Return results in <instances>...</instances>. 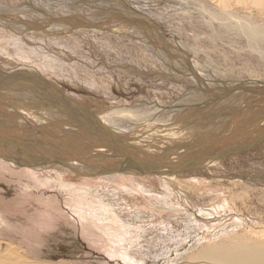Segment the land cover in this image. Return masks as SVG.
Wrapping results in <instances>:
<instances>
[{
    "label": "rangeland",
    "instance_id": "1",
    "mask_svg": "<svg viewBox=\"0 0 264 264\" xmlns=\"http://www.w3.org/2000/svg\"><path fill=\"white\" fill-rule=\"evenodd\" d=\"M211 1L52 0L51 2V0H0V10L4 12L3 14L9 13L7 17H5V20H0V78H2L0 79V89L2 88L1 90H3L4 87V90H14L20 97L24 95L27 96L28 94L33 100L35 99L42 103L45 102L51 105V107L57 106L58 108L59 106L56 104L57 99L53 97L56 94L50 89L46 90V88L41 85L47 82L64 93L74 108L81 112H85L89 116L98 115L95 113L114 106L126 108V110L120 113L121 122L123 123H127L125 114H141L142 108H149V102L151 101L153 107H155L154 103L157 102L161 107L173 104V108L176 106L177 109L185 110L191 107L207 108L213 106L214 103L216 104L217 102H225L232 98L234 99V97L238 95L237 93L240 94V92H245L247 90V87L242 84V81L248 80L246 82H249L255 79L259 80L261 76L264 78V61H262L264 57H262L261 60L260 57L263 55L261 53L259 55L260 51L264 52V41H254L251 36L248 35L251 30H257L258 25H262L263 28L261 26L262 30L259 27L257 31L264 33V10L258 5L250 3L253 7L252 9L255 11L252 10L251 13H249L251 9L247 10L245 4H243V6L240 4V6H237L238 8H236L235 11L237 12H235V14L241 21L240 23L237 21L236 24L229 27L222 19L223 17L221 14H219L220 6L216 3L217 1ZM35 3L36 5L38 3V5L35 6ZM214 3L216 4L214 5ZM38 6L41 7H39V9L35 8ZM27 7H29V10ZM43 12H45V14ZM207 13H210V15ZM190 18H193V21ZM218 18L223 20L225 24ZM242 18L246 23H244ZM224 25L226 27H224ZM227 27L230 28V32ZM14 29L16 31H14ZM142 29L155 34H153V38L150 37L151 39L148 38L147 40L153 41L154 38L156 39L158 45L161 46V54L167 62L165 61V63L163 62L161 64L156 63L153 58L155 56L152 57V49L148 50L146 54L144 45H141L143 47L139 46L140 43L136 42L139 39H135L134 36L140 37ZM239 29L242 30V32ZM130 30H133L134 33H129ZM219 30L221 33L218 32ZM210 32L214 36L211 35ZM54 33H58V35ZM127 33H129L131 37H129ZM200 35H202V37H200ZM245 36L250 38H246ZM205 37L207 39H205ZM210 38L212 40H210ZM226 39L230 40L227 42ZM128 42L129 44H127ZM122 43L125 44V46ZM255 43L257 44L255 45ZM126 45L128 46L126 47ZM248 45L250 47H248ZM165 46H169L168 48L174 51H169V53L173 55L172 57H170L168 52L164 51L166 48ZM155 48L157 47L155 46ZM143 51L144 53H142ZM257 52L258 54L256 55ZM141 53L143 57L140 56ZM187 56L189 58H186ZM29 57L31 59H29ZM147 57H149V59ZM169 58H171L173 62ZM177 60L178 62H184L182 63V65H184L183 67H185L184 69H179L180 65L176 64ZM189 60L193 62L191 61V63ZM201 60L203 62H201ZM205 61L208 64H204ZM197 62L205 72V75L196 76L193 74H197L194 72L195 70H201L198 68ZM227 62L233 63L228 64ZM185 63L188 66L185 65ZM50 64L51 66L47 67V65ZM169 64H174V68ZM242 66H244V68ZM75 67L76 69H74ZM118 67H120V70ZM223 72L226 73L224 74ZM91 74L93 76H90ZM112 76L113 80H110ZM213 76L215 77L214 80ZM92 77L94 79L93 82L90 80ZM197 77L199 79H196ZM262 77L260 81L264 82ZM200 78H204V82ZM8 85L10 88L8 87L5 89ZM230 85H237L236 87H239L238 89L240 90H236L235 87H231ZM241 86L244 88L242 89ZM27 87H29L30 90ZM230 87L231 89L229 90ZM36 88H38L39 91ZM42 88H44L45 91H42L44 90ZM225 88L228 89L224 90ZM16 89L19 90L17 91ZM193 93L195 96H199H197L196 99H192L189 95ZM212 97L213 99H211ZM205 98H207L206 101L204 100ZM45 99L48 100L46 101ZM52 102H54V104H51ZM63 103L64 105L66 104L65 101H63ZM18 104L19 102H17L16 105L15 102H13L12 105L17 106ZM20 104L26 107V104ZM185 104H190L191 106L188 105L187 107ZM7 110L11 111L10 107H8ZM228 110L229 109L226 111L223 110L224 112H222L226 113ZM179 112L180 111L177 110L175 113L170 114V112L166 114L167 116H163L169 121L172 120L171 122H174L173 120L175 119L177 123ZM217 112L219 113L220 110ZM217 112L211 117L200 116L198 123L202 122V124L211 127V125L214 126L216 123L219 124L223 122L224 120L217 122L220 114H223L222 112L217 114ZM44 116L42 121H45L44 124L46 123V125L49 126L50 123L47 122L49 118H46V114H44ZM53 116H60V114ZM4 120L8 121L7 119ZM1 123L2 122H0V124ZM51 125L54 126L53 123H51ZM56 127L57 126L52 128L57 129ZM60 127L59 125L58 130L63 129ZM198 129L205 128L200 127ZM20 130L25 131V133L23 131L21 135L24 134L26 135L25 137L31 136L26 129ZM42 132L47 139L44 138V143L40 139V136L38 137L39 139L36 138L35 142H37V145L39 144L37 148L40 150L34 148L38 152L42 151L40 146L47 147L48 149L54 148L52 147L53 143L46 144L48 140L50 141L53 139L52 142L54 143L55 140H59L60 143H63L59 133L48 129L47 133L46 130ZM42 132L40 133L41 136ZM67 143H69V141H67ZM35 149L33 152L32 148L33 153H37ZM1 163H3V161H0V242L7 244L12 243L14 246L21 247L24 255L21 254L27 260L29 259L31 262L37 264H103V262L107 264V261L109 264L110 262L111 264H115V260L111 261L106 257L109 247L108 250L105 251L107 248H105V245L108 244L102 240L105 236L100 237L102 236L101 234L99 235L95 231L91 232L93 235L95 233L98 239L95 243L90 240L89 237H91V235L87 234V232L83 234V228L81 229L83 233L79 235L78 233H74L71 235V230L62 226L64 224L74 223L68 211L71 210V204H74L75 194H72V190H68V186L65 188L60 184L63 186L64 184L65 186L73 184L75 187H78L84 185V182L78 177H75L74 174H67V176H65L59 173L55 174L54 170L44 169L40 175L43 174L45 179H43L42 186H40L36 184L35 180H29L27 178L26 170L23 168L6 164L10 166L3 169ZM49 172H52V174L49 175ZM188 172H184V174H186L183 175L185 177L183 182L186 185L182 184V186H180L175 184L176 189H174L175 191L171 197L168 196L169 192L166 188L161 187L160 183L150 176L142 181L144 185L143 190H127L126 196H123L121 191L118 190V195H116V191L113 193L112 189L114 186L110 184L105 185V187H112L109 189L111 194L109 192L107 193L106 189H102L104 185L100 183L102 188L100 187L98 189L99 192H96L97 195L92 194L94 199L105 200L107 204L112 205L114 208L124 210L125 214L136 209L137 212L139 211V214L145 215V219L139 220L132 219L128 216L126 223L130 222L129 225L132 230L129 237L132 238V241L130 244H127L128 246L125 250L121 249L122 253L119 255L120 259H122V257H120L122 254H128L129 257L136 259L138 264H174L171 262L183 261L184 259L181 258L184 257L185 254L178 256V252L176 251H181L184 242L193 241L190 239L197 236L199 229L201 231V229L205 227L204 224L198 226L199 224L190 223L187 219L182 218V216L185 217L184 211H186V209H190L191 213L189 214H191L192 220H194L195 217L199 218V220H208V218L209 220H211V218L213 220L225 214L226 220L222 223L221 229H217L214 233L219 230H222L220 232L233 231L235 228L239 230V232H242V230H249L251 226L252 228L254 226H261L263 229L259 232L261 234L264 233V141L256 148H250L249 150L241 152L237 151L229 157H224L219 161L203 165L198 171L193 169ZM97 178L99 177L91 179ZM189 178L192 179L187 180ZM97 186L98 185L95 183L91 185L90 188L93 190L97 188ZM150 190L151 192H149ZM164 193L171 199L174 207H177L179 210L173 212L175 217L170 220L171 222L167 221L164 215H158L157 213L159 211L154 212L155 215L152 214V208L146 202L147 198H159V196L162 197ZM222 205L225 206L224 209L226 211L222 210ZM152 215H154V217H152ZM239 222H242V225L235 227ZM221 235V233L218 234L216 238H219ZM208 236L211 237V235ZM53 239H60L59 244ZM191 243H189V247ZM189 247H187V249ZM50 250L52 251L50 252ZM42 252L43 254L50 252L48 254L49 257L47 259L40 258L39 256L43 255ZM36 255L38 257H36ZM120 259H118L119 262L121 261ZM121 263L125 264V262L122 261Z\"/></svg>",
    "mask_w": 264,
    "mask_h": 264
},
{
    "label": "bare ground",
    "instance_id": "2",
    "mask_svg": "<svg viewBox=\"0 0 264 264\" xmlns=\"http://www.w3.org/2000/svg\"><path fill=\"white\" fill-rule=\"evenodd\" d=\"M214 1L215 0H213V2ZM216 1L215 2L218 3L220 6L219 14H221V16L223 17L222 19L226 22V25H228L229 27L236 24L237 21H239V23L241 21L239 19V17L235 14V12H237L235 10H236V8H238L237 6H240V4L242 6H243V4H245L246 5L245 8L247 10L251 9L249 13H251V11L253 10L252 9L253 7L251 6L252 3L258 5L261 9L264 10V0H216ZM51 2H52V0H51ZM216 3H214V5ZM218 4H217V6H218ZM34 5L37 6L38 3H37V5H36V3ZM39 7H41V6H38L35 8L39 9ZM43 7H45V6H43ZM28 8L29 7H27V9ZM257 10H260V9H257ZM43 11H44V9H43ZM253 11H255V10H253ZM22 12H19V13H22ZM210 12H211V10H210ZM3 13L4 12L0 10V20H5V17H7V14H9V13H7V14H3ZM27 13H29V12H27ZM43 13L45 14V12H43ZM256 13H257V11H256ZM260 14H262V13H260ZM208 15H210V13ZM263 15H262V17H263ZM245 18H247V17H245ZM260 18H261V16H260ZM11 19H13V18H11ZM190 19H192V21H193V18H190ZM248 19H251V18H248ZM219 20L221 22L223 21L221 19H219ZM1 22H3V21H1ZM225 22L223 24H225ZM244 23H246L245 20H244ZM193 26H195V25H193ZM207 26H209V25H207ZM261 26L258 25L257 30L259 27L261 29ZM224 27H226V26L224 25ZM229 27H227V29ZM249 27H251V26H249ZM141 28H144V27H141ZM262 28H263V26H262ZM59 30H60V28H59ZM208 30H206V31H208ZM228 30L230 32V28ZM257 30H251V32H249L248 35L251 36V38L254 41H257V42L258 41H264V33L259 32ZM14 31H16V30L14 29ZM240 31L242 32V30H240ZM147 32H149V31L142 29L141 33L139 32L141 34L140 37L134 36L135 39H139L136 42L140 43L139 46H141L142 44L144 45V47L146 48V49H144V51L146 50L145 51L146 54L148 53V50L152 49L151 50L152 57L155 56L153 58H154V61L156 63H159V64H161L163 62L165 63L166 59L161 54L162 53L161 52L162 51L161 46L158 45V43L156 42V39L154 38L153 41L147 40L150 37L153 38L154 33H152V32L147 33ZM218 32H220V30ZM129 33L132 34V33H134V31L130 30ZM129 33H127V34H129ZM192 33H194V32H192ZM212 33H213V30H212ZM212 33H211V35H213ZM194 34H196V33H194ZM217 34H219V33H217ZM55 35H58V33ZM129 37H131L130 34H129ZM200 37H202V35H200ZM207 37H208V35H207ZM210 37L213 38L212 36H210ZM245 37L250 38L247 36H245ZM198 38H199V36H198ZM211 38H210V40H212ZM219 38H221V37H219ZM121 39H123V38H121ZM202 39H204V38H202ZM205 39H207V38L205 37ZM215 40H216V36H215ZM223 40H224V38H223ZM229 40H227V42ZM254 41H253V43H254ZM211 43H212V41H211ZM127 44H129V42ZM233 44H235V43H233ZM256 44L257 43H255V45ZM123 45L125 46V44H123ZM127 46L128 45H126V47ZM155 46L157 48H155ZM210 46H212V45H210ZM213 46H215V45H213ZM141 47H143V46H141ZM165 47H166L165 49L163 48L164 51L168 52L170 57H172L173 55L170 54L169 51H173V50H170L171 48H168L169 46L168 47L165 46ZM231 47H232V45H231ZM248 47H250V46L248 45ZM206 49H207V47H206ZM144 51L142 53H144ZM198 51H200V50H198ZM213 52H215V51H213ZM262 52L263 51L259 52V55H260V53L263 55L260 57V59L262 57H264V52L263 53ZM142 53L140 55L141 57H143ZM165 54H167V53H165ZM257 54H258V52L256 53V55ZM158 55H159V57H158ZM147 58L149 59V57H147ZM161 58H162V60H161ZM186 58H189V57L187 56ZM29 59H31V58L29 57ZM169 59H171V58H169ZM176 59H174V60H176ZM210 60H211V58H210ZM256 61H258V60H256ZM262 61H264V59ZM172 62H173V60H172ZM176 62H177L176 63L177 65H180L179 69L185 68V67H183L184 65H182V63H184V62H180V61L178 62V60ZM201 62H203V61L201 60ZM227 63H225V64H227ZM230 63H228V64H230ZM198 64L199 63L197 62V65ZM204 64H208V63H206V61H205ZM62 65H63V62H62ZM169 65L173 66V68H174V64L173 65L169 64ZM185 65H187V64L185 63ZM50 66H51V64L47 65V67H50ZM202 66H204V65H202ZM262 66H263V64H262ZM229 67H231V66H229ZM242 67L244 68V66H242ZM71 68H73V67H71ZM119 68L120 67H118V69ZM124 68H126V67H124ZM190 68H192V67H190ZM198 68H200L203 71L201 66H199ZM74 69H76V67ZM223 69H224V67H223ZM122 70H125V69H122ZM201 70L200 71L195 70L194 72H196L197 74H195V73H193V74L196 76L205 75L204 74L205 72L204 71L202 72ZM233 71H232V73H233ZM247 74H249V73H247ZM250 74L252 75L251 72H250ZM221 75H223V74H221ZM235 75H236V73H235ZM90 76H93V75L91 74ZM231 76H233V75H231ZM238 76H239V74H238ZM193 77H195V76H193ZM207 77H208V75H207ZM261 77H259L260 78L259 80L255 79V80L249 81V82H246L248 80H245L244 82L242 81V84H244L247 87V90L245 89L246 90L245 92H240V94L237 93L238 94L237 96L234 95L236 98L235 97H234V99L230 98L231 100L225 101V102H219V103L217 102L216 104L214 103L213 106L209 105L210 107H207V108H200V107L199 108H192L191 107V108H186L185 110H182V109H177L176 106L173 108V106H174L173 104L168 105V106L165 105L166 107L165 106L161 107V105H159V103H157V102L154 103L155 107H153V105H152L153 103H151L152 102L151 101V102H149V104H150L149 108L148 107L142 108L141 114H139V113H136L135 115L125 114L126 119H127V123L121 122L122 119H121V114H120L121 112L126 110V108H118V107L114 106V107H111L109 109L103 110L101 112L95 113L98 115L89 116L85 112H81V111L77 110L76 108H74L71 105V103L68 101V98L64 93L57 90V88L53 87L52 85H50L47 82H46V84L43 83L41 85H42V87L46 88V90L50 89V90H52L53 93L56 94L55 96H53V95L52 96L54 97V99H57L56 104L59 106L58 108H57V106L51 107V105H49L45 102L42 103V102H39L38 100H35V99L33 100V98L28 96L27 92H26L27 96L24 95L23 93L18 92L19 94L24 95L23 97H20L19 95H17L16 91L4 90V87H3V90H1L2 88L0 89V122H2L0 124V161L1 162L3 161V163H1V167L4 169V168H8V166H10V165H6V164H11L12 166L14 165L15 167H21L24 170H26L25 172L27 174V178L29 180H35L36 184L40 185V186H42L43 179H45L43 174L40 175V173L44 169L45 170H54L55 174L59 173L60 175H65V176H67V174H74L75 177H78L82 182H84V185L75 187L73 184L66 185V186H65V184H64V186L62 184H60L62 187H65V188L68 186L67 187L68 190H72V194L73 195L75 194L74 195V204H71V210L68 211V213L72 216L74 223L70 222L72 224L68 223L69 225L64 224L62 226H65V228H69L71 230L70 231L71 235L74 233H76V234L78 233V235H79L80 233H83L82 232V230H83L84 231L83 234H85L87 232V234L91 235V237H89L90 240H92L96 243V241H98V239H97L95 233H94L95 236L93 235V233H91V232L95 231L99 235L100 234L102 235L100 237L105 236L104 239H102V238L101 239L104 240L103 242L108 243L107 245H105V248L107 247L105 249V251L108 250V247H109V250L107 253L106 252L105 253H106V257H108L111 261L115 260L114 261L115 264H122L121 261L125 262V264H138L137 260L129 257L128 254H122V256H120V257H122V259L119 258V255H120V253H122L121 249L125 250V248L128 246L127 244H130V242L132 241V238L129 237L132 228L129 225L130 222L126 223L128 216L132 219L134 218V219L139 220V219H143V218L145 219V215L139 214L138 213L139 211L137 212L136 209L134 211H131V212H128L125 214L124 210L114 208L112 205L107 204L105 202V200L94 199L92 197V194L97 195V193L99 192L98 189L101 187L100 183H102V185H104V187L103 188L101 187V188L104 190L106 189L107 193L111 192V191H109V189L112 187L111 186L105 187V185L110 184V185L114 186V188L112 189L113 193H114V191H116V195H118L117 192L121 191L123 196H126L127 190H130V189L131 190H134V189L143 190L144 185H143L142 181L146 180L145 178L150 176V177L156 179L160 183L161 187H165L166 190L169 192V194L167 192L168 196L171 197V195L175 191L174 189H176L175 184L180 185V186H182V184L186 185L183 182L184 181L183 179L185 178L183 175L186 174V173L184 174V172L192 171L193 169H196V171H198L203 165H205L207 163L216 162V161L223 159L224 158L223 155L225 153H228L230 151H240V148L245 146V145H248V144H251L254 142H259V141L261 142V140L264 139V82L260 81V80H262ZM111 78L112 79H110V78L109 79L113 80V76ZM205 78H206V76H205ZM214 78L215 77L213 76V80H214ZM225 78H223V79H225ZM0 79H2V78H0ZM196 79H199V78L197 77ZM200 79L203 80L204 78H200ZM90 80H92V82H93L94 81L93 77ZM233 80H235V79H233ZM263 80H264V78H263ZM101 81H102V79H101ZM203 82H204V80H203ZM31 83H33V82H31ZM110 83H111V81H110ZM218 83H221V82H218ZM238 83H241V82H238ZM223 85H224V83H223ZM216 86H218V85H216ZM230 86L235 87L236 90L239 88V87L238 88L236 87L237 85L236 86L230 85ZM8 87L10 88V86L8 85L5 89H7ZM209 87H211V86H209ZM231 87L229 88V90L231 89ZM27 88H29V87H27ZM44 88H42V89H44ZM111 88H113V87H111ZM243 88L244 87H242V89ZM33 89H34V86H33ZM36 89H38V88H36ZM226 89H228V88H225L224 90H226ZM16 90L18 91L19 89H16ZM23 90H25V89H23ZM29 90H30V88H29ZM222 90H223V88H222ZM238 90H240V89H238ZM38 91H39V89H38ZM42 91H45V89ZM218 92H220V91H218ZM234 92H235V90H234ZM30 93H31V91H30ZM191 93H192V91H191ZM230 95H231V93H230ZM197 96H199V95H197ZM197 96H195L194 93L189 95V97H191L192 99H196ZM54 99H52V100H54ZM211 99H213V97ZM45 100L47 101L48 99H45ZM204 100L206 101L207 98H205ZM223 100H221V101H223ZM63 101L66 102L65 105H64ZM10 102L12 104H13V102H15V105L17 104V102H19V104L17 106H13ZM20 103H24V105L26 104V107L23 105H22L23 106L22 107ZM51 104H54V102H52ZM186 104H187V102H186ZM188 105L191 106L190 104H188ZM188 105H186V106L188 107ZM198 105H200V104H198ZM19 106H21V107H19ZM8 107H10L11 111L7 110ZM226 108L229 109L228 112L223 113L224 112L223 110H225V111L227 110ZM177 110L180 111L179 112V118L177 119L178 120L177 123L175 122V119L173 120L175 122L174 123V122H171L172 120L169 121L168 119L164 118L163 115L169 114L170 112H171L170 114L175 113ZM218 110H220V112L223 111L222 112L223 114L222 115L220 114V116L217 115V116H219V120L217 122L224 120L223 122H220L219 124L216 123L214 126L211 125V127L209 125L202 124V122L198 123L200 116L211 117L212 115L214 116V114H216V112ZM219 113L217 112V114H219ZM44 114H46V116H47L46 118H49V120L47 121L48 123H50L49 126L46 125V123L44 124L45 121H42L45 117ZM48 114H50V115H48ZM56 114H58V115L60 114V116H53ZM4 119H7L8 121H6ZM3 121H5V122H3ZM51 123H53L54 126L51 125ZM59 125L63 128L62 129L63 131L61 129L58 130ZM55 126H57L56 127L57 129L52 128ZM200 127H204L205 129H198ZM19 128L20 129H26L29 132V135H31V136L25 137L26 135H24V134L21 135V133L24 130L22 131ZM47 129L55 131L56 133H59L61 135L63 143H60L59 140H55V143H57V144H55L54 142H52L53 139L50 141L48 140V141H46V144L47 143H53L52 147L56 148L57 150L54 148L48 149L47 147L40 146L42 151L38 152L37 150H40L37 148V146L39 144L37 145L36 144L37 142H35V140L39 136H40V139L42 141L44 140V138L47 139L46 136L42 132L43 130L44 131L46 130V133H47ZM40 131L42 132V136L40 134L41 133ZM30 132H32V133H30ZM24 133H25V131H24ZM49 134H47V135L50 136ZM53 138H55V137H53ZM67 141H69V143H67ZM44 143H43V145H44ZM32 148H33V152L35 149V151L38 154L33 153ZM32 165H36V166H32ZM17 172H19V171H17ZM50 174H52V172H49V175ZM95 177H99V178L91 179V178H95ZM191 179L192 178H189L187 180H191ZM46 180H45V182L47 183ZM60 180H62V179H60ZM63 182H64V179H63ZM95 183L98 185L97 188H94L93 190H91L90 186L95 184ZM194 185H197V184H194ZM114 189H116V190H114ZM153 190L154 189L152 188V191ZM149 192H151V190ZM164 194L162 197L159 196V198L158 197L147 198L146 202L152 208V210H151L152 214H154V212L159 211L157 213L158 215H160V216L164 215V218H167V221L171 222L170 220L175 217L173 212H177L179 210L177 209V207L176 208L174 207V204L172 203L171 199L166 194L165 195ZM116 195L114 194L115 197H116ZM224 207L225 206L222 205V208H223L222 210H225ZM166 210H168V211H166ZM184 213H185V217L182 216V218L187 219L190 223H193V224L197 223V224H199L198 226L204 224L205 227L202 228L201 231L199 229L197 236L190 239L193 241L184 242V246H183V249L181 251H179V250L176 251V252H178V254H177L178 256L185 254L184 257L181 258L184 260L181 262L173 261L171 263H174V264H264V233L261 234L259 232L261 229H263L261 226H254L253 228L251 226L249 229L250 231L249 230H245V231L242 230V232L241 231L239 232V230H236V228H235L233 231L231 230V231L220 232L222 230H219L216 233H214L217 229H221L222 223L226 220L225 214H223L221 217H217V218L213 219L214 220L213 221L212 218H211V220H209V218H208V220H205V219L199 220V218H196V217L194 220H192L191 214H189V213H191L190 209L189 210L186 209V211H184ZM154 215H152V217H154ZM187 215H189V216H187ZM204 215H207V214H204ZM67 217H68V215H67ZM61 218H62V215H61ZM68 221H69V219H68ZM240 225H242V222H239L238 224H236L235 227L240 226ZM246 226H245V228H246ZM220 233L222 235L220 237L218 236L219 238H216L217 235ZM208 235H211V237ZM53 240H55V242H57L59 244L60 239H53ZM189 243H191L190 247H189ZM187 247H189V248L187 249ZM51 251L52 250H50V252ZM22 252H23V250L19 246H14L12 243L7 244V243L0 242V264H37V263L31 262L29 259H28L29 260L28 261L23 256L24 252L23 253ZM50 252H46V254H43V252H42L43 255L39 256V257L47 259L49 257L48 254ZM37 255H41V254H37ZM37 255H36V257H38ZM118 259H120L121 261L119 262ZM104 263L105 262H103V264ZM107 264H109L108 261H107ZM110 264H111V262H110Z\"/></svg>",
    "mask_w": 264,
    "mask_h": 264
},
{
    "label": "water",
    "instance_id": "3",
    "mask_svg": "<svg viewBox=\"0 0 264 264\" xmlns=\"http://www.w3.org/2000/svg\"><path fill=\"white\" fill-rule=\"evenodd\" d=\"M264 140H262V142H263ZM262 142H254V143H251V144H248V145H245V146H243V147H241L240 148V151H238V152H241V151H244V150H249L250 148H256V147H258L259 146V144H261ZM235 152H237V151H230V152H228V153H225L223 156L224 157H229V156H231L232 154H234ZM32 166H36V165H32Z\"/></svg>",
    "mask_w": 264,
    "mask_h": 264
}]
</instances>
